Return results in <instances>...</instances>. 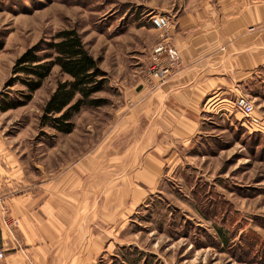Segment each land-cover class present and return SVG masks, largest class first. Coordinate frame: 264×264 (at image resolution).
<instances>
[{
  "label": "crops",
  "instance_id": "crops-1",
  "mask_svg": "<svg viewBox=\"0 0 264 264\" xmlns=\"http://www.w3.org/2000/svg\"><path fill=\"white\" fill-rule=\"evenodd\" d=\"M180 6L157 44L178 52L172 76L149 83L134 70L104 68L106 88L94 97L107 100L101 119L88 125L85 143L71 147L87 150L81 158L63 159L62 142L48 158L45 139L20 142L18 133L8 141L0 158V264H96L112 235L179 166V144L195 141L206 116L223 112L260 78L264 0Z\"/></svg>",
  "mask_w": 264,
  "mask_h": 264
},
{
  "label": "rangeland",
  "instance_id": "rangeland-1",
  "mask_svg": "<svg viewBox=\"0 0 264 264\" xmlns=\"http://www.w3.org/2000/svg\"><path fill=\"white\" fill-rule=\"evenodd\" d=\"M181 3L0 0V105L22 99L20 93L25 91L20 85L6 87L16 60L67 29L81 34L89 52L101 59L102 69H131L153 83L156 77L149 69L162 32L153 27L152 18L165 16L171 25L172 11L180 10ZM172 72L163 81L157 79L159 84ZM259 76L240 95L254 104L258 123L250 124L236 108V99L223 112L206 116L202 134L186 147L179 144L175 159L179 166L164 176L120 234L112 235L96 264H264V70ZM116 77L121 78L118 71ZM66 80L56 66L26 106L7 114L0 110V142L5 145L0 158L8 154V141L19 135L20 142L45 139L48 158L54 153L49 148L58 142L63 159L86 154L85 149L71 147L85 143L88 125L101 119L103 107L82 109L73 120L75 129V121L79 126L76 133L62 135L63 140L40 126L45 103L58 82Z\"/></svg>",
  "mask_w": 264,
  "mask_h": 264
},
{
  "label": "trees",
  "instance_id": "trees-1",
  "mask_svg": "<svg viewBox=\"0 0 264 264\" xmlns=\"http://www.w3.org/2000/svg\"><path fill=\"white\" fill-rule=\"evenodd\" d=\"M56 66L68 80L58 82L45 103L41 128L47 127L62 135L71 134L75 129L73 120L82 109L107 104V100L94 98L104 91L108 82L101 59L89 52L76 29H67L58 32L51 42L42 40L30 47L16 60L6 87L20 85L25 91L20 93L22 99L4 101L0 110L8 112L26 106Z\"/></svg>",
  "mask_w": 264,
  "mask_h": 264
},
{
  "label": "built area",
  "instance_id": "built-area-1",
  "mask_svg": "<svg viewBox=\"0 0 264 264\" xmlns=\"http://www.w3.org/2000/svg\"><path fill=\"white\" fill-rule=\"evenodd\" d=\"M153 27L164 33L170 27L169 19L162 15H156L152 18ZM153 63L149 69V74L156 77L155 79L163 81L173 71L175 63L179 60L178 52L165 44H159L155 48ZM236 108L250 120V124H257L255 118L254 104L247 97H239L235 104ZM4 258L3 251L0 250V259Z\"/></svg>",
  "mask_w": 264,
  "mask_h": 264
}]
</instances>
